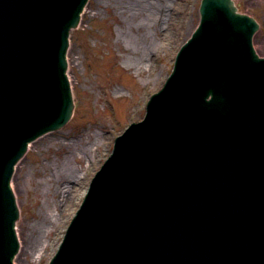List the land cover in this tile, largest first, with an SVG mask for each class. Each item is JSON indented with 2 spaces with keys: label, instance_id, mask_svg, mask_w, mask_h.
<instances>
[{
  "label": "water",
  "instance_id": "water-1",
  "mask_svg": "<svg viewBox=\"0 0 264 264\" xmlns=\"http://www.w3.org/2000/svg\"><path fill=\"white\" fill-rule=\"evenodd\" d=\"M86 2L0 0V264L19 248L12 168L72 114L64 55ZM202 12L176 75L118 139L51 264H264L257 24L233 0H204Z\"/></svg>",
  "mask_w": 264,
  "mask_h": 264
},
{
  "label": "rangeland",
  "instance_id": "rangeland-1",
  "mask_svg": "<svg viewBox=\"0 0 264 264\" xmlns=\"http://www.w3.org/2000/svg\"><path fill=\"white\" fill-rule=\"evenodd\" d=\"M236 2L261 23L254 42L264 55V0ZM200 3L90 0L67 55L74 117L30 147L13 179L21 207L17 264L48 263L76 210L77 200L66 203L65 197L87 186L112 151L114 137L132 118L145 115L148 98L161 88L181 42L199 22Z\"/></svg>",
  "mask_w": 264,
  "mask_h": 264
},
{
  "label": "bare ground",
  "instance_id": "bare-ground-1",
  "mask_svg": "<svg viewBox=\"0 0 264 264\" xmlns=\"http://www.w3.org/2000/svg\"><path fill=\"white\" fill-rule=\"evenodd\" d=\"M153 14H154V12H152V11H150V13L147 15V20H149L151 17H153ZM48 135H46V136H44V138H46ZM85 189H86V184H85V186H84V188L82 189V190H80L79 192H77V194H72V192H70L66 197H65V199H64V201L66 202V203H68V202H71V200L73 201L74 199H76L77 200V203H76V205L78 206L79 205V203L81 202V199H83V196H84V193H85ZM75 192V191H74ZM70 200V201H69ZM77 206H76V208H77ZM34 229L35 230H37V231H40V229H41V226L39 225V224H37V225H35L34 226ZM39 242V239H38V237L36 238V241L34 242V244H36V246H37V243Z\"/></svg>",
  "mask_w": 264,
  "mask_h": 264
}]
</instances>
